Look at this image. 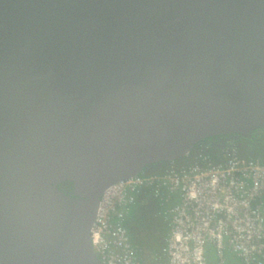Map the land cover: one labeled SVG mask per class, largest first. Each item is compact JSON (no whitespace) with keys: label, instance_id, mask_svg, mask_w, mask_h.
<instances>
[{"label":"water","instance_id":"obj_1","mask_svg":"<svg viewBox=\"0 0 264 264\" xmlns=\"http://www.w3.org/2000/svg\"><path fill=\"white\" fill-rule=\"evenodd\" d=\"M258 129L264 0H0V264H105L108 187Z\"/></svg>","mask_w":264,"mask_h":264},{"label":"built area","instance_id":"obj_2","mask_svg":"<svg viewBox=\"0 0 264 264\" xmlns=\"http://www.w3.org/2000/svg\"><path fill=\"white\" fill-rule=\"evenodd\" d=\"M199 163L139 175L108 187L101 196L91 230L92 245L105 264H140L122 215L136 193L153 187L156 197L177 201L166 211L169 233L159 264H264V163L228 154Z\"/></svg>","mask_w":264,"mask_h":264},{"label":"trees","instance_id":"obj_3","mask_svg":"<svg viewBox=\"0 0 264 264\" xmlns=\"http://www.w3.org/2000/svg\"><path fill=\"white\" fill-rule=\"evenodd\" d=\"M213 163L223 162L225 157H212L206 154ZM250 159V158H249ZM255 160V159H254ZM200 157H191L188 159L187 166L199 163ZM264 163V162H262ZM172 168L170 165L155 170L153 173H163L165 170ZM153 187H142L135 196L134 204L129 210L122 215V223L126 227L135 256L140 264H159L162 262V249L168 231L169 222L166 218V211L173 205V199L166 201L164 195L156 197L153 193ZM154 205L153 212H146L144 208L146 201ZM142 205L144 208L140 207ZM209 264H214L215 258L212 251L208 252ZM228 264H235L234 260L227 257Z\"/></svg>","mask_w":264,"mask_h":264},{"label":"flooded vegetation","instance_id":"obj_4","mask_svg":"<svg viewBox=\"0 0 264 264\" xmlns=\"http://www.w3.org/2000/svg\"><path fill=\"white\" fill-rule=\"evenodd\" d=\"M229 136H215L207 139L215 143H229L232 147L227 149L207 147L206 151L212 157H225L228 153H234L238 156L255 159L259 162H264V129H258L253 131L249 138H238L236 140H229ZM193 156V155H192ZM188 158H180L172 163H166V165H172L176 168L185 166L188 163Z\"/></svg>","mask_w":264,"mask_h":264},{"label":"crops","instance_id":"obj_5","mask_svg":"<svg viewBox=\"0 0 264 264\" xmlns=\"http://www.w3.org/2000/svg\"><path fill=\"white\" fill-rule=\"evenodd\" d=\"M152 197H149L148 199H147V201H146V205H148V206H146L145 208L142 206V205H140V207H142V208H144V210L146 211V212H153L154 211V205H153V203H151L152 201H150V199H151ZM174 199H173V202H171V203H175L176 201H177V196H175V197H173ZM169 233V226H168V231H167V234ZM166 234V235H167ZM164 245H165V241H164ZM228 256L230 257V258H232L233 259V256L231 255V253H228Z\"/></svg>","mask_w":264,"mask_h":264}]
</instances>
